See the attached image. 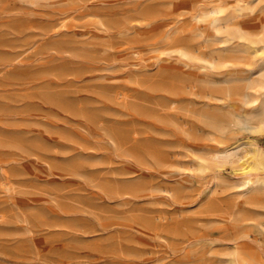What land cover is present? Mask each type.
Masks as SVG:
<instances>
[{
	"label": "rangeland",
	"instance_id": "1",
	"mask_svg": "<svg viewBox=\"0 0 264 264\" xmlns=\"http://www.w3.org/2000/svg\"><path fill=\"white\" fill-rule=\"evenodd\" d=\"M186 2L0 0V264H225L234 227L264 245L237 166L196 162L247 139L264 149L235 96L264 79V57L200 68L238 47ZM252 6L249 30L264 19V0ZM223 88L234 95L219 102Z\"/></svg>",
	"mask_w": 264,
	"mask_h": 264
},
{
	"label": "bare ground",
	"instance_id": "2",
	"mask_svg": "<svg viewBox=\"0 0 264 264\" xmlns=\"http://www.w3.org/2000/svg\"><path fill=\"white\" fill-rule=\"evenodd\" d=\"M192 2L193 1L187 0L186 4H184V5H186L185 7L187 9H189V11L191 12L192 18L195 20V23L200 28L210 29L214 33H217L216 35L219 34L221 36L220 39H221L222 45L223 44L228 45V46L230 45V47H231V45H234V46L238 47L237 50H234V51H238V52L230 53L229 55H226V56L222 57L221 59H219V61H217V62L206 61L203 65L200 66V68H204V69L220 68V69H218V71L221 70V72L226 73L229 71H233L239 67L242 68V66H250V64L244 63L243 58L240 55L241 53H243L244 55L246 54L248 56H251L253 58H259V57L263 58L264 57V19L261 22H258L257 24L254 22L255 26L252 30H249V29H247L241 25V21L243 19L249 18L253 13L254 8L252 6V0H219L218 2L209 4L206 6L204 5V6H198V7L196 5H194ZM254 15H256V14H254ZM258 16H260V15H258ZM228 49H230V48H227L226 50H228ZM230 51L232 52V50H230ZM171 54L176 55L177 57L188 59L191 55V52H189L188 50H186L182 47H174L171 50ZM258 63H260V62H258ZM252 64H253V62H252ZM246 69H248V68H246ZM237 70L239 72V69H237ZM237 70H236V72H237ZM260 71H262V70H260ZM233 72H231V73H233ZM236 72L234 74L237 76ZM257 72H258V70H257ZM257 72H256V74H257ZM218 74H220V73H218ZM246 74H248V72ZM229 75H230V73H229ZM244 76H246V75H244ZM230 77H231V75H230ZM252 77H254V76H252ZM242 78H239V80L240 79L242 80ZM250 78H251V76H250ZM261 78H264V74L262 75ZM248 83H250V81ZM255 83H256L255 86H253V87L248 86L247 87L248 91H243L241 89V87L236 88L235 90H237L238 92L237 91L235 92V96H240V97L244 98V105L246 106V108H248V110L249 109L251 111L255 110V113L250 114V115L247 114L248 110L246 111L245 114H247L246 115L247 117L244 118L243 124L246 126V128L250 127L251 125H254L255 126L254 132H257L259 134L264 135V79L260 80L259 82H255ZM255 83L253 81V85ZM246 85H247V83H246ZM251 85H252V83H251ZM223 89L221 90L222 93H219V96H220L219 102L220 101L223 102V100H225L227 97H231L232 94L234 95V93L231 94V92H233L234 90L232 91V90H230V88H226V89L223 88ZM241 102L242 101H240V103ZM233 104L234 103H232V105ZM226 105H228V104H226ZM257 109H259V110H257ZM233 110H235V109H233ZM256 110L258 112H256ZM235 112H236V110H235ZM239 112H241V111H239ZM225 118L224 117L221 118L220 119L221 122ZM233 119H235V118L233 117ZM217 120H219V119H217ZM215 122H217V121H215ZM225 122H226V120H225ZM231 128H232V126H231ZM227 130H229V128ZM219 139H221V138H219ZM219 139L216 137L214 138V140L218 141L219 143H222V141H220ZM234 144H236L237 146L231 148L232 145H230V146L226 147L222 153H220V154L218 153L215 157L212 156V157H214V159L211 163L209 162L211 159L207 160V159L201 158V156H199L200 158L198 157V159L196 161L197 165H198L197 169H199L201 172H203V171H207V170L211 169L213 167V165H214V167L222 166L223 164H230L231 166L236 165L237 169H238V174H237L238 175V181H237L238 185H237V187L241 190L240 191L241 203L246 204V207H247V205L248 206L250 205V207L251 206L264 207V200L259 199L256 196L257 194L255 193V192H259V191H264V149L261 148V146L256 141H254V139H247L246 142H242V143L236 142ZM219 182H220V178H217L216 183L219 184ZM237 187H234V189L235 188L237 189ZM228 188L229 187H225V189H228ZM246 207H244V208H246ZM235 209H236V207H235ZM242 209H240L239 211H241ZM248 210H250V209H248ZM244 211H245V209H244ZM250 215H251V213H250ZM231 218H232V216H231ZM236 218L237 217H235V219ZM243 218H244V216H243ZM240 219H239V222H240ZM248 220L250 221V219H248ZM246 221L247 220H245L244 222H246ZM222 243L223 244L221 246L224 245L226 247V253H224L225 264H264V245H263V243H261L259 241L258 237H256L254 232L252 230H250L249 228L248 229L245 228L243 230H240L239 227H234L231 231V235L228 236V238H226L225 240L223 239ZM210 246H211V248L208 250L209 254L217 252L218 245L216 243H211ZM218 260H220V259H218Z\"/></svg>",
	"mask_w": 264,
	"mask_h": 264
}]
</instances>
